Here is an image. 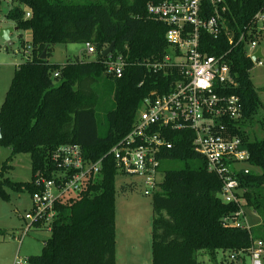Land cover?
<instances>
[{"label":"trees","instance_id":"obj_1","mask_svg":"<svg viewBox=\"0 0 264 264\" xmlns=\"http://www.w3.org/2000/svg\"><path fill=\"white\" fill-rule=\"evenodd\" d=\"M9 1L12 9L5 18L17 30L29 31L31 39L28 44L19 35L26 58L16 68L0 107V145L10 149L0 168V197L8 199L5 188L30 196L37 192L36 174L50 176V154L58 146L76 144L86 159L103 158L101 175L78 197L57 205L50 237L39 255L26 260L28 264H115L117 170L108 152L130 132L150 92L171 89L174 73L148 66L159 63L167 53V28L147 15L150 0ZM225 6L227 25L237 33L264 8V0H225ZM26 10L30 11L28 18ZM58 43L91 44L95 59L74 57L62 65L51 64L48 59ZM111 43L114 52L103 57ZM229 48L228 64L237 83L232 93L242 106L236 132L249 152V165L260 172L238 177L240 207L224 203L221 180L207 171L205 160L193 150V133L166 129L171 147L161 151L159 160L160 166L168 162V167L150 194L151 264H199L200 253L215 259L219 252L238 255L239 260L248 254L253 239L260 240L264 248V136L258 139L246 130L256 125L255 115L262 107L249 77L254 64L245 56L243 44L230 46L224 36L205 39L208 54ZM108 57L124 61L119 78L106 72ZM106 81L111 84L112 105L98 122L96 101ZM258 124L264 130V120ZM17 154L30 156L28 182H13L4 175ZM132 189L131 185L120 187L122 192ZM243 207L259 216L256 230L226 222ZM36 229L42 228L37 225Z\"/></svg>","mask_w":264,"mask_h":264},{"label":"built area","instance_id":"obj_2","mask_svg":"<svg viewBox=\"0 0 264 264\" xmlns=\"http://www.w3.org/2000/svg\"><path fill=\"white\" fill-rule=\"evenodd\" d=\"M226 10L225 0H150L146 6L147 15L166 26L168 47L159 63L148 66L154 71L170 69L175 80L167 92H150L130 132L108 152L117 177L137 178L146 195L148 190H157L162 181L159 155L164 148L171 147L166 129L186 130L193 133V150L205 160L207 171L221 180L222 201L239 207L243 204L238 177L249 174L253 168L249 165V152L236 132L242 106L239 97L232 93L237 87L228 64L232 48L208 54L205 39L224 36L230 46L243 44L245 56L251 60L257 52L256 40L264 30L256 29L257 23L264 24V8L237 33L227 25ZM26 17H30L29 10ZM85 51L95 54L91 44L85 45ZM260 58L251 61L260 66ZM124 65L121 58L108 57L106 72L119 78ZM50 161L53 170L49 177L41 172L36 174L34 184L38 191L30 196L31 208L21 216L25 227L20 240L37 225L50 232L57 205L78 197L87 184L101 175L103 164V158L86 159L76 144L58 146L50 154ZM244 165L248 167H241ZM244 214L241 208L226 222L249 230ZM247 253L250 264H263L260 240L253 239ZM237 256L231 255L228 261L236 262Z\"/></svg>","mask_w":264,"mask_h":264},{"label":"rangeland","instance_id":"obj_3","mask_svg":"<svg viewBox=\"0 0 264 264\" xmlns=\"http://www.w3.org/2000/svg\"><path fill=\"white\" fill-rule=\"evenodd\" d=\"M12 9L9 0H0V28H14L12 22L5 18ZM264 24L257 23L256 29L261 30ZM19 35L29 44L30 36L27 31H13L9 34L7 42L0 38V107L10 86L14 72L21 64L26 55L23 54ZM256 47L261 52L262 65L253 63L249 72L251 82L261 100L262 107L256 112L255 124L246 127L251 136L256 134L258 139L264 136V130L259 127L258 122L264 120V30L256 40ZM78 57L86 61H93L94 54H87L84 44H55L49 57L51 64H64L68 58ZM102 83L97 85L100 87ZM110 82L106 81L101 88L97 98L98 122H101L104 112L112 105L109 95ZM263 130V131H261ZM10 156V149L0 145V168L2 163ZM8 164L10 167L4 175L13 182H28L31 179V162L29 154H17ZM168 167V162L161 163L159 180L163 177V170ZM243 168L248 166H241ZM258 174L259 169H251ZM131 185V191L122 192L121 186ZM8 199L0 197V264H28L29 256L40 254L43 243L50 237V232L45 229H31V231L20 240L21 230L25 227V221L21 216L31 208V198L28 192L16 193L9 188L4 189ZM151 190L148 195L143 193V186L137 178L115 179V224L118 233V248L115 264H150L151 262V237L150 226L152 218ZM245 220L252 231L260 224V218L250 208L243 207ZM244 218H241V223ZM199 264H230L227 253L216 254L211 259L207 253H200L197 257ZM231 264H250L249 257L243 256Z\"/></svg>","mask_w":264,"mask_h":264},{"label":"water","instance_id":"obj_4","mask_svg":"<svg viewBox=\"0 0 264 264\" xmlns=\"http://www.w3.org/2000/svg\"><path fill=\"white\" fill-rule=\"evenodd\" d=\"M17 28H0V38L7 42L9 40L8 36L10 33H12L13 31H16ZM114 52V44L111 43L110 46L108 48H106L103 52H102V56L103 57H107L109 56L111 53ZM261 57V52L260 49L257 50V52L251 56V60L254 62L257 58ZM42 59L45 58V51L42 53L41 56ZM0 139H1V133H0Z\"/></svg>","mask_w":264,"mask_h":264},{"label":"crops","instance_id":"obj_5","mask_svg":"<svg viewBox=\"0 0 264 264\" xmlns=\"http://www.w3.org/2000/svg\"><path fill=\"white\" fill-rule=\"evenodd\" d=\"M12 27H15L14 26V24L12 23ZM17 31V30H16ZM28 32V34H29V36H30V39H31V34H30V32L29 31H27ZM115 236H116V254H117V248H118V233H117V226H116V224H115ZM151 237V236H150ZM150 245H151V241H150ZM150 264H151V262H150Z\"/></svg>","mask_w":264,"mask_h":264}]
</instances>
